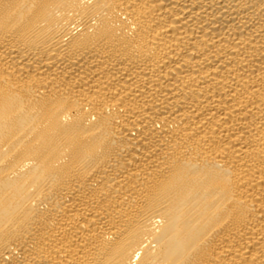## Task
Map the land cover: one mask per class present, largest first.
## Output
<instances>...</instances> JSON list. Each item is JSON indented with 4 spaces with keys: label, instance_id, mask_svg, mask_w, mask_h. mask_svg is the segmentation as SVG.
I'll use <instances>...</instances> for the list:
<instances>
[{
    "label": "bare ground",
    "instance_id": "6f19581e",
    "mask_svg": "<svg viewBox=\"0 0 264 264\" xmlns=\"http://www.w3.org/2000/svg\"><path fill=\"white\" fill-rule=\"evenodd\" d=\"M0 264H264V0H0Z\"/></svg>",
    "mask_w": 264,
    "mask_h": 264
}]
</instances>
